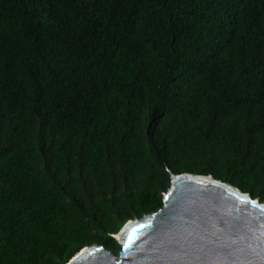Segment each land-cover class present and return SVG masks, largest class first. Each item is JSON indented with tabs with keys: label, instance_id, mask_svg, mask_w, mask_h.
<instances>
[{
	"label": "trees",
	"instance_id": "16d2710c",
	"mask_svg": "<svg viewBox=\"0 0 264 264\" xmlns=\"http://www.w3.org/2000/svg\"><path fill=\"white\" fill-rule=\"evenodd\" d=\"M170 172L264 202V0H0V264H67Z\"/></svg>",
	"mask_w": 264,
	"mask_h": 264
},
{
	"label": "water",
	"instance_id": "95a60500",
	"mask_svg": "<svg viewBox=\"0 0 264 264\" xmlns=\"http://www.w3.org/2000/svg\"><path fill=\"white\" fill-rule=\"evenodd\" d=\"M262 206L211 174L170 172L160 207L124 223L116 252L91 243L67 264H264Z\"/></svg>",
	"mask_w": 264,
	"mask_h": 264
},
{
	"label": "rangeland",
	"instance_id": "374dc122",
	"mask_svg": "<svg viewBox=\"0 0 264 264\" xmlns=\"http://www.w3.org/2000/svg\"><path fill=\"white\" fill-rule=\"evenodd\" d=\"M165 190H166V189H165ZM165 190H164V191H165ZM164 191H163V192H164ZM162 194H163V193H162ZM253 198H255L256 200L260 201V199H259L257 196H255V197H253ZM133 218H134V217H131V218H129V219H133ZM129 219H127L126 222H127ZM120 229H121V228H120ZM118 232H119V231H118ZM118 232H117V233H118ZM117 233L112 234V236H113L115 239H116V237H117ZM98 244H99V243H98ZM108 249H109V248H108ZM110 250H111V249H110Z\"/></svg>",
	"mask_w": 264,
	"mask_h": 264
},
{
	"label": "snow or ice",
	"instance_id": "6c2138e0",
	"mask_svg": "<svg viewBox=\"0 0 264 264\" xmlns=\"http://www.w3.org/2000/svg\"><path fill=\"white\" fill-rule=\"evenodd\" d=\"M252 203L255 204L256 202L255 201H252ZM262 207H264V206H262Z\"/></svg>",
	"mask_w": 264,
	"mask_h": 264
}]
</instances>
